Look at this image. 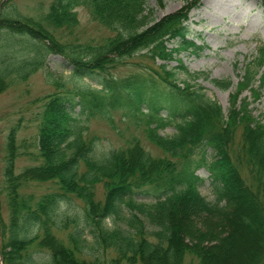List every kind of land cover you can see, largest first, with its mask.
<instances>
[{
    "label": "trees",
    "instance_id": "1",
    "mask_svg": "<svg viewBox=\"0 0 264 264\" xmlns=\"http://www.w3.org/2000/svg\"><path fill=\"white\" fill-rule=\"evenodd\" d=\"M9 1H0V37L2 33L21 36L16 49L21 56L15 65L0 67V93L9 85L6 75L11 69L24 80L44 64L49 53L61 56L72 74L98 88L45 96L36 136L42 163L37 166L14 174L18 145L9 137L3 168L7 219L0 216V264H227L235 230L243 226L257 227L262 248L253 259L264 264V123L253 116L246 97L240 96L264 89V45L259 44L243 65L224 112L202 86L175 82L177 69L188 73L180 64L181 49H199L187 23L190 9L199 0L157 19L146 9L147 0H50L47 11L36 19L7 16ZM258 1L264 10V0ZM79 5L111 34L92 42L62 40L57 30L77 24L74 9ZM169 42L173 45L168 47ZM139 51L156 68L148 66L145 74L137 72L119 80L105 78L118 58ZM171 59L177 64L168 68ZM210 82L223 90L232 85L228 78ZM113 106L132 114L144 108L155 120L175 121L173 136H160L151 129L148 139L180 162L165 155L151 156L137 141L95 156L94 139H82L75 121ZM163 110L166 117H160ZM199 167L211 177L212 201L197 190L202 182L195 174ZM32 179L57 187L34 199L22 191ZM98 182L105 190L101 204L94 200L92 189ZM69 195L83 203L82 225L73 218L69 222L75 226L67 231L76 248L64 245L58 235L67 229L68 220L58 217V209ZM111 217H120L124 227L108 228L104 220ZM85 227L92 244L116 251L118 260L85 261L75 256L85 251Z\"/></svg>",
    "mask_w": 264,
    "mask_h": 264
},
{
    "label": "rangeland",
    "instance_id": "2",
    "mask_svg": "<svg viewBox=\"0 0 264 264\" xmlns=\"http://www.w3.org/2000/svg\"><path fill=\"white\" fill-rule=\"evenodd\" d=\"M2 1V0H0ZM192 0H147L146 9L151 11L154 18H160L167 13L177 11L186 7V3ZM204 1V3H203ZM50 0H10L5 5V13L12 18L16 16H30L39 18L47 11ZM219 3V4H218ZM208 4V5H207ZM212 5V6H211ZM77 15V24L69 29L61 28L57 30L64 41L92 42L100 41L105 36L111 34L105 26L94 21L86 8L77 6L74 9ZM190 37L199 46L195 52L181 49L179 60L188 73L176 70L175 82L182 86L184 82L188 85H199L204 88L205 95L212 100H216L223 111L226 112L230 100V93L234 91L236 82L241 73L243 65L256 53L259 44L264 45V11L259 6L258 0H199L196 7L190 9L188 13ZM189 37V38H190ZM19 35H6L0 37V67H9V63L15 65L21 56L19 47ZM173 45L169 42L168 47ZM140 53V55H139ZM143 51L136 52L132 57H120L115 64L104 74L105 78L113 80L124 79L137 72L145 74V67L156 68L152 61L142 56ZM44 64L31 73L24 80L19 79L12 69L6 75L8 86L0 93V216L7 219V206L4 199V157L6 155V144L9 137L18 145V153L14 158V174H19L27 167L37 166L42 163L38 157L37 131L40 121L43 102L45 96L52 93H61L64 90L74 91L83 89L98 88L96 83L87 79H79L70 70V66L59 55L49 53L44 57ZM155 64L162 63L155 60ZM144 64L145 66H140ZM165 64V63H164ZM177 62L171 59L167 62V67L176 66ZM166 65V64H165ZM147 69V68H146ZM202 73L203 75H197ZM204 75H207L204 78ZM228 78L231 86L220 89L211 84L210 79ZM240 96H245L246 102L259 121L264 123V89L255 95L242 92ZM149 112L142 109V112L132 114L129 110L119 107H108L101 109L94 115L80 116L75 121L79 135L82 139H94L95 156L106 155L110 150L127 148L133 141H137L151 156L163 157L165 155L161 149L152 141H149V130H155L160 136L171 137L175 131V121L155 120L148 117ZM160 117H166L163 110ZM237 146V139L233 145ZM211 156V151L206 150ZM68 154V152H66ZM172 162L178 160L169 155H165ZM198 154L194 155V159ZM195 174L202 178L198 185V192L207 201L215 198L214 186L209 173L202 167L196 169ZM56 185L47 181L33 180L27 182L22 191L36 199L37 196L56 189ZM94 200L103 203L105 190L101 183L93 186ZM222 204V203H221ZM126 211H131L124 206ZM83 203L78 198L69 195L66 201H62L58 209V217L67 221V229L58 232L64 245L73 247L67 231L75 226L69 222L73 218L78 219L82 225ZM122 211L120 216L125 213ZM108 228L115 227L122 229L124 222L120 217L105 219ZM199 227V225H197ZM84 234L86 240L82 242L85 250L82 254L75 253L85 261L93 258L105 259L109 263L111 260H118L119 254L109 247H98L92 244L91 237L85 227ZM233 252L227 264L234 262L240 264H255L253 257L256 250L262 247L261 236L258 229L254 227H240L233 235ZM75 247V246H74ZM73 247V248H74ZM76 248V247H75ZM76 250V249H75ZM187 259V258H186ZM253 259V263H252Z\"/></svg>",
    "mask_w": 264,
    "mask_h": 264
},
{
    "label": "bare ground",
    "instance_id": "3",
    "mask_svg": "<svg viewBox=\"0 0 264 264\" xmlns=\"http://www.w3.org/2000/svg\"><path fill=\"white\" fill-rule=\"evenodd\" d=\"M209 2H210V0H209ZM203 3H204V1H203ZM219 4V3H218ZM208 5V4H207ZM212 6V5H211ZM51 174V173H50ZM49 176V175H48ZM51 177V176H50ZM52 178V177H51ZM47 179H49V178H47ZM44 180H46V179H44ZM48 182V181H47Z\"/></svg>",
    "mask_w": 264,
    "mask_h": 264
}]
</instances>
